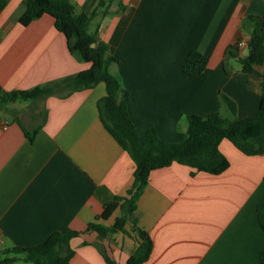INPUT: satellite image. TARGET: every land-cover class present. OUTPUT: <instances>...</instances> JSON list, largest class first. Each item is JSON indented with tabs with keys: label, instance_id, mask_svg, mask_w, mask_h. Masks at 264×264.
Returning a JSON list of instances; mask_svg holds the SVG:
<instances>
[{
	"label": "crops",
	"instance_id": "crops-1",
	"mask_svg": "<svg viewBox=\"0 0 264 264\" xmlns=\"http://www.w3.org/2000/svg\"><path fill=\"white\" fill-rule=\"evenodd\" d=\"M72 1L78 11L93 3ZM25 9L24 0H9L0 13L1 88L30 89L90 66L71 52L54 13L42 11L25 25ZM255 14H264V0H104L90 27L118 59L141 141L150 128L166 141H185L192 114L226 110L241 118L258 112L261 76L243 71L238 57L226 58L227 48L241 41L239 56L248 54L247 17ZM192 49L209 58L204 80L183 69ZM62 87L0 104V259L26 260L8 249L75 230L68 264H109L107 256L125 264L140 243L139 226L153 240L143 264H261L264 229L257 208L264 199V152L248 154L225 138L220 148L230 165L221 173L192 174L193 167L178 162L156 168L133 213L123 210V199L110 218H98L116 195L132 196L136 163L102 117L106 83L68 95ZM223 94L236 101L235 114ZM120 215L127 217L128 232L88 228L92 221L111 227Z\"/></svg>",
	"mask_w": 264,
	"mask_h": 264
},
{
	"label": "trees",
	"instance_id": "trees-1",
	"mask_svg": "<svg viewBox=\"0 0 264 264\" xmlns=\"http://www.w3.org/2000/svg\"><path fill=\"white\" fill-rule=\"evenodd\" d=\"M9 0H0V13ZM26 9L20 21L27 25L37 18L42 11L48 10L56 16V26L65 32L69 38L71 52L79 59L90 62V66L74 75L37 85L30 89L5 90L0 87V104L19 99H37L55 93L63 85L65 95L104 81L107 93L100 99L99 107L105 124L119 144L128 150L136 163L135 177L129 189L131 197L116 195L105 203L104 211L98 218L108 219L118 208L122 207L133 213L136 200L142 188L149 182L152 170L171 165L174 162L193 167L192 174L197 171L221 173L230 165L228 157L222 152L220 143L228 138L241 150L248 154L264 152V70L256 66L264 65V14L249 15L247 20L252 24L249 38V52L239 56V44L230 45L226 50V58L238 57L241 69L247 72H257L261 76L262 97L256 114L247 117H226L220 111L209 115L192 114L188 117L187 138L182 142H169L160 137L155 128H150L144 141L140 140L137 128L132 121L124 99L126 89L118 70V59L109 52V45L99 39L97 31H90V26L98 14V8L104 0H93L90 8L78 11L72 0H24ZM183 69L204 80L211 72L209 58L203 52L192 49L183 64ZM224 100L234 114L237 103L227 94ZM30 137L33 134L27 132ZM101 193V188L98 189ZM259 222L264 229V199L257 208ZM127 221L126 215L116 217L114 224L107 227L99 222L89 223V229L100 233L122 229ZM141 237L140 243L125 264H143L153 249V240L149 232L137 226ZM78 231L64 233L54 231L44 242L23 247L8 249V252H23L26 260L33 264H68L75 253L70 240ZM17 256H6L0 259V264H9ZM109 264H119L107 256ZM261 264H264V247L260 253Z\"/></svg>",
	"mask_w": 264,
	"mask_h": 264
},
{
	"label": "rangeland",
	"instance_id": "rangeland-1",
	"mask_svg": "<svg viewBox=\"0 0 264 264\" xmlns=\"http://www.w3.org/2000/svg\"><path fill=\"white\" fill-rule=\"evenodd\" d=\"M90 31H94V28H93V27H90ZM58 89L61 90V87H59ZM225 102H226V101H225ZM227 105H228V104H227ZM228 107H229V105H228ZM229 109H230V107H229ZM230 111H231L232 114H234V112H232L231 109H230ZM222 114H223L224 116L228 117V116H227V113H226V110L223 111ZM23 117H24L25 120H27V118L25 117V115H23ZM230 118H231V117H230ZM123 210H125V208H124ZM123 210H122L121 213H123ZM13 264H33V262H31V261H26V260H24V259H18V260H17L16 262H14Z\"/></svg>",
	"mask_w": 264,
	"mask_h": 264
},
{
	"label": "built area",
	"instance_id": "built-area-1",
	"mask_svg": "<svg viewBox=\"0 0 264 264\" xmlns=\"http://www.w3.org/2000/svg\"><path fill=\"white\" fill-rule=\"evenodd\" d=\"M244 44H245L244 41H241V42L239 43L240 46H243Z\"/></svg>",
	"mask_w": 264,
	"mask_h": 264
}]
</instances>
